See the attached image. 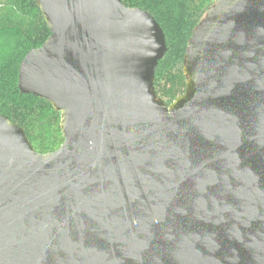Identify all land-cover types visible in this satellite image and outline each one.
<instances>
[{"label": "water", "instance_id": "obj_1", "mask_svg": "<svg viewBox=\"0 0 264 264\" xmlns=\"http://www.w3.org/2000/svg\"><path fill=\"white\" fill-rule=\"evenodd\" d=\"M50 30L18 70L60 114L35 151L0 113V264H264V0H214L167 104V48L121 0H34Z\"/></svg>", "mask_w": 264, "mask_h": 264}, {"label": "trees", "instance_id": "obj_2", "mask_svg": "<svg viewBox=\"0 0 264 264\" xmlns=\"http://www.w3.org/2000/svg\"><path fill=\"white\" fill-rule=\"evenodd\" d=\"M148 11L165 35L166 52L154 73V90L167 104L185 90L182 72L186 42L214 0H121ZM50 30L34 0H0V113L17 123L35 151H55L62 143L60 114L49 102L18 88L25 54L39 47Z\"/></svg>", "mask_w": 264, "mask_h": 264}]
</instances>
